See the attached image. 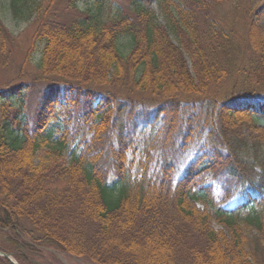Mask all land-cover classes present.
<instances>
[{
    "label": "trees",
    "instance_id": "obj_1",
    "mask_svg": "<svg viewBox=\"0 0 264 264\" xmlns=\"http://www.w3.org/2000/svg\"><path fill=\"white\" fill-rule=\"evenodd\" d=\"M78 1L63 0L80 10L75 19L42 18L34 32L48 84L0 88V228L17 234L28 223L33 244L93 264H264V96L254 95L264 91L243 85L203 103L239 55L219 11L228 0H153L157 11L128 0L130 14L108 24L104 0L95 10ZM235 2L249 36L241 58L253 54L241 73L264 82L254 22L264 0ZM10 7L40 10L36 0ZM13 41L0 18V68ZM155 132L157 156L141 147ZM43 139L61 142L34 164Z\"/></svg>",
    "mask_w": 264,
    "mask_h": 264
},
{
    "label": "rangeland",
    "instance_id": "obj_2",
    "mask_svg": "<svg viewBox=\"0 0 264 264\" xmlns=\"http://www.w3.org/2000/svg\"><path fill=\"white\" fill-rule=\"evenodd\" d=\"M36 2L39 4V11L33 12L24 9L20 12L19 16H15L11 11L10 0H0V18L14 36V41L10 46L9 62L6 67L0 68V88L8 82L26 83L29 81L35 82L38 85L43 84L46 86L48 84L47 82L49 81L43 82L41 80V72L38 68L41 58V47L39 43L35 42L33 38L37 25L42 18H53L67 22L71 19H75L79 15L80 10L72 11L65 9L63 0H56L49 9V0H36ZM77 7L81 10H84L88 7H90L92 10H95V3L94 0H79ZM149 7L152 10L157 11L156 4L153 0L150 1ZM240 9L239 6L236 5L235 0L225 1L220 6L219 11H223L225 15V21L227 22L226 30L232 29L230 34L234 43H236L238 46L239 55L235 60V67L231 68L230 70V76L222 79L219 84L210 86L206 94L208 100L205 99L203 102L205 106L211 100L217 103L225 101L227 99L226 96H228L233 89L236 92H239V89L242 88L243 85H247L248 88L258 87L255 88V90L264 91V85H262L264 82L261 80H259V82L257 78L253 79L252 76L249 77L245 73H241L243 63L248 62V60L252 58L253 54L248 49L246 54L241 58L242 51H246L248 48L246 43L249 36L246 29L244 28L242 17H239ZM258 10L260 12H264V2L260 7H258ZM234 12L236 15H233ZM124 14H130V2L128 0H104L100 8L99 20L108 24L112 19L123 16ZM254 19L256 21H254L252 18L256 24H259L261 28H264L263 16H255ZM262 31L264 33V30ZM120 44L121 52L127 53L129 49V41L127 38H122L120 40ZM105 91L114 92L111 87L106 88ZM254 95L264 96V93L260 94L255 92ZM132 97L141 101L143 99L147 100V96L140 93H134ZM57 119L60 121L63 119V116L58 115ZM256 135L258 134H252V136ZM158 136V132L152 133L151 136L146 139V144H142L141 147L145 149L152 146L150 148V152L157 156L156 148L159 146H156V142L158 140ZM41 141L43 142V146L41 151L36 153L37 155L34 160V164L38 162L40 152L49 151L51 148H55V146L58 145L56 144L57 142H61L60 139L57 141L43 139ZM142 143H145L144 140H142ZM261 145L263 146L264 144ZM144 149H140L141 156L143 157L146 156V154L142 155L145 153ZM69 156L70 154L64 150L63 157L66 162L69 160ZM26 230L33 233V229L28 223H24L23 227L18 229V235L12 232V230H3L0 228V246H5L6 248L11 249L8 253H11L12 259L14 261H16L13 252L15 244L8 242V240H16L17 248H21V250L27 254L29 260L27 262L29 264H93L86 258L62 253L53 247L33 244L29 237H35L36 235L34 233L27 235L25 233Z\"/></svg>",
    "mask_w": 264,
    "mask_h": 264
},
{
    "label": "water",
    "instance_id": "obj_3",
    "mask_svg": "<svg viewBox=\"0 0 264 264\" xmlns=\"http://www.w3.org/2000/svg\"><path fill=\"white\" fill-rule=\"evenodd\" d=\"M0 255L7 258L8 260H10L13 264H18L17 262H15L12 257H11V254L10 253H6V252H3L0 250Z\"/></svg>",
    "mask_w": 264,
    "mask_h": 264
}]
</instances>
